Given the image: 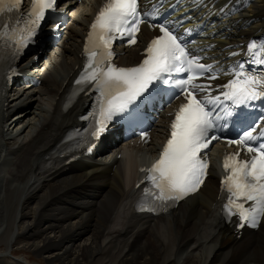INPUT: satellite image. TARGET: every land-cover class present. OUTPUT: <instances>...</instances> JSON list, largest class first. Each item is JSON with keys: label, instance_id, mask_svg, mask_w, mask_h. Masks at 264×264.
Listing matches in <instances>:
<instances>
[{"label": "bare ground", "instance_id": "bare-ground-1", "mask_svg": "<svg viewBox=\"0 0 264 264\" xmlns=\"http://www.w3.org/2000/svg\"><path fill=\"white\" fill-rule=\"evenodd\" d=\"M98 1L83 0L75 11L84 19ZM225 1L217 0L216 6L229 7ZM244 1L251 5L244 20L236 17L240 20L236 36L264 30V0ZM207 8L196 18H210ZM251 17L254 21L246 28ZM233 36L227 44L239 42ZM213 41L218 49L219 39ZM213 41L204 39L202 47ZM78 50V43L71 42L66 53L47 54L38 67L43 75L40 87L31 96L18 93L10 102L24 112L19 115L20 134H4L0 120V243L12 248L23 241L33 252L47 255L42 258L46 264H264V218L257 234L237 239L216 218L218 187L212 176L197 197L169 214L152 222L147 216L132 214L138 169L156 153L160 142L125 147L115 159L109 188L96 200L89 199L87 192L101 179L97 163L60 173L59 150H51L74 122L78 107L64 111L61 102L50 97L59 89L66 91L64 79L77 63L73 54ZM138 50L130 54L137 57ZM31 97L34 106L29 103ZM0 104L3 111L2 100ZM5 248L0 247V264L20 263L15 258L9 261ZM17 250L23 251L9 252L14 255Z\"/></svg>", "mask_w": 264, "mask_h": 264}, {"label": "snow or ice", "instance_id": "snow-or-ice-1", "mask_svg": "<svg viewBox=\"0 0 264 264\" xmlns=\"http://www.w3.org/2000/svg\"><path fill=\"white\" fill-rule=\"evenodd\" d=\"M20 3L21 0H10L8 3L0 0V13L12 12ZM55 5L56 0H32L24 27L3 26L0 41H11L15 54H18L35 41L46 13L54 12ZM159 14L155 3L151 11H142L140 0H105L86 38L84 50L88 59L84 74L76 83H94L100 90L101 118L91 133L93 137H98L114 116L122 115L134 120L138 108L136 102L149 93L150 88L169 83L174 72L186 74V78L175 81V84L187 102L175 114L171 136L160 158L147 170V179L157 190L154 199L166 208L197 191L204 183L208 164L201 158V153L218 139L211 136V132L217 127H226L228 119H241L239 113L234 114L229 109L254 101L264 102V41L259 46L255 41L247 45L251 61L257 66L255 69L245 67L248 61H236L225 71L219 65L203 63L204 57L193 55L187 42L174 33L170 23L165 22L158 25L161 34L151 40L145 50L146 57L139 65L128 68L113 65L114 41L127 36L128 43L135 44L140 24L145 22L146 17ZM58 27L52 31H57ZM230 55L235 56L236 53ZM206 73L209 80L217 79L213 73L230 74L232 78L221 86L219 95L214 96L210 83L196 82ZM198 92L205 93L202 99L197 98ZM220 121L223 123L218 124ZM261 141H264V129L249 125L238 141L229 142L244 146L247 152L253 153L251 159L240 160L239 153L227 155L224 159V167L231 169L222 182L229 192L224 205L225 218L230 220L233 215L237 216L240 227L244 226V222L257 227L264 218V142ZM244 202L250 203L245 206ZM138 208L145 210L139 203Z\"/></svg>", "mask_w": 264, "mask_h": 264}, {"label": "rangeland", "instance_id": "rangeland-1", "mask_svg": "<svg viewBox=\"0 0 264 264\" xmlns=\"http://www.w3.org/2000/svg\"><path fill=\"white\" fill-rule=\"evenodd\" d=\"M79 237V236H78ZM19 239V238H18ZM22 239V238H21ZM24 245V246H23ZM26 245L28 244H24L23 241L21 244L19 245H14L12 248H5V245L3 243H0V247L1 246H4V248L8 251H6V254L8 255L7 257L9 261H14L12 258H15V260L19 259L20 260V263L14 261L13 264H28L30 261L29 264H46L44 262H42V258L45 260L44 256H47V255H41V254H37L35 252H33L32 250H30L31 248L28 246V249L27 247H25ZM21 246V247H20ZM15 249H23V251H18L17 250V254L15 253L14 255H12L9 251L11 250L12 252H14ZM30 251V252H29ZM31 257V258H30ZM23 260H21V259ZM12 259V260H11ZM33 259V260H32ZM33 261V262H32ZM36 262V263H35Z\"/></svg>", "mask_w": 264, "mask_h": 264}]
</instances>
